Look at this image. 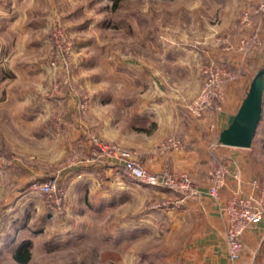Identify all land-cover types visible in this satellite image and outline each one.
I'll use <instances>...</instances> for the list:
<instances>
[{
    "label": "rangeland",
    "instance_id": "1",
    "mask_svg": "<svg viewBox=\"0 0 264 264\" xmlns=\"http://www.w3.org/2000/svg\"><path fill=\"white\" fill-rule=\"evenodd\" d=\"M258 5L0 0V264H20L13 254L26 241L27 264H142L145 253L163 252L146 238L163 233L146 228L145 219L181 196L157 200L154 187L106 161L90 167L91 151L101 141L130 149L142 162L150 132L164 151L206 143L208 174L220 166L228 173L216 152L219 135L264 68ZM253 37L242 51L240 40ZM212 66V76L224 69L235 78L225 83L221 110L197 118L188 107ZM256 138L264 144V109ZM169 169L193 179L195 168ZM82 172L94 180H77L68 193V175ZM50 179L63 192L60 202V193L49 199L37 190Z\"/></svg>",
    "mask_w": 264,
    "mask_h": 264
},
{
    "label": "crops",
    "instance_id": "2",
    "mask_svg": "<svg viewBox=\"0 0 264 264\" xmlns=\"http://www.w3.org/2000/svg\"><path fill=\"white\" fill-rule=\"evenodd\" d=\"M230 117L231 115L227 117V122ZM145 133L148 134L143 137L146 143L140 146L144 166L155 172L164 167L180 171L187 170L191 164V167L195 168L191 173L199 195L187 200L181 207L176 204L170 208L158 209L160 215L155 213L145 219L146 228L154 229V233H163L162 237L158 234L146 237L156 244H162L159 247L163 252L145 253V261L142 264H231L226 249V224L220 206L208 195L210 175L204 163L208 158L206 143L194 145L198 142L192 141L186 150L164 151L158 148L157 137L150 136V132ZM196 146L203 149L196 152ZM216 148V152L225 157L222 160H226L225 164H228L229 170L226 185L220 192L221 203L224 205L237 194H255L251 182L264 177V144L256 138L250 149L226 146ZM94 162L89 166L96 167ZM68 176L73 180L72 185L67 188L68 193L73 187L75 191L77 180H94L93 175L85 172L77 175L71 173ZM113 179L111 185L117 186L116 178ZM151 192L152 197L157 200L172 201L175 198L174 193L160 188H154ZM242 241V258L238 264H264V221L249 227Z\"/></svg>",
    "mask_w": 264,
    "mask_h": 264
},
{
    "label": "built area",
    "instance_id": "3",
    "mask_svg": "<svg viewBox=\"0 0 264 264\" xmlns=\"http://www.w3.org/2000/svg\"><path fill=\"white\" fill-rule=\"evenodd\" d=\"M258 13H264V0H259ZM256 42V37L240 40L242 51L247 52L250 46ZM212 67H207L203 74L205 83L199 96L188 107L189 112L202 118L215 110H221L225 101V83L235 77L229 71L221 69L214 76L211 75ZM95 147L91 151V162L106 161L112 166L122 170L128 177L140 184L166 189L181 196L178 205L199 195V189L193 179L186 174H175L169 167L160 172L147 169L130 149L95 141ZM168 145L179 147V141L169 140ZM217 146H223L219 142ZM227 170L220 166L211 173L208 195L220 206V211L226 224V249L231 264H238L242 258L243 235L247 229L264 221V177L254 179L251 186L255 194L241 196L237 194L224 205L221 203L220 192L226 185ZM37 190L49 199L60 193L59 202L63 192L58 189L57 181L50 179L38 183Z\"/></svg>",
    "mask_w": 264,
    "mask_h": 264
},
{
    "label": "water",
    "instance_id": "4",
    "mask_svg": "<svg viewBox=\"0 0 264 264\" xmlns=\"http://www.w3.org/2000/svg\"><path fill=\"white\" fill-rule=\"evenodd\" d=\"M264 109V68L253 78L237 113L219 135V143L226 147L250 149L257 136Z\"/></svg>",
    "mask_w": 264,
    "mask_h": 264
},
{
    "label": "trees",
    "instance_id": "5",
    "mask_svg": "<svg viewBox=\"0 0 264 264\" xmlns=\"http://www.w3.org/2000/svg\"><path fill=\"white\" fill-rule=\"evenodd\" d=\"M260 124H259V127H260ZM259 127H258V130H259ZM30 246H31L30 241H26L23 244H21L19 248L13 254L14 260L20 264H27L28 262H30L31 257H32L31 252H30Z\"/></svg>",
    "mask_w": 264,
    "mask_h": 264
}]
</instances>
